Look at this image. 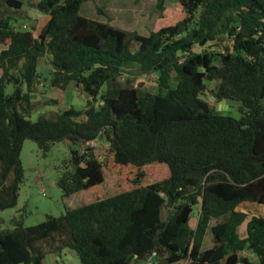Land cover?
I'll use <instances>...</instances> for the list:
<instances>
[{
    "label": "trees",
    "instance_id": "trees-1",
    "mask_svg": "<svg viewBox=\"0 0 264 264\" xmlns=\"http://www.w3.org/2000/svg\"><path fill=\"white\" fill-rule=\"evenodd\" d=\"M81 5L37 0L48 20L34 37L15 24L23 3L0 0V211L17 205L25 140L43 156L68 146L56 181L65 198L102 184L86 146L97 137L114 164L135 168V186L33 226L13 217L0 230V264H44L63 250L80 264H263L264 218L237 208L264 205V0H177L182 18L148 36L85 18ZM44 57L58 84L52 103L77 88L83 111L30 120ZM142 76H154L156 92L134 84ZM222 99L242 102L237 117L215 109ZM151 164L169 174L142 185Z\"/></svg>",
    "mask_w": 264,
    "mask_h": 264
},
{
    "label": "rangeland",
    "instance_id": "rangeland-1",
    "mask_svg": "<svg viewBox=\"0 0 264 264\" xmlns=\"http://www.w3.org/2000/svg\"><path fill=\"white\" fill-rule=\"evenodd\" d=\"M23 3L20 18L15 22L17 29L22 25H29L35 21L31 30L34 37L42 26L46 24L48 17L34 8L37 0H20ZM159 0H82L80 15L85 18L108 23L109 25L126 31L134 32L142 36H148L151 32L160 28L170 26L183 16L181 10L177 7V0H163L161 9L158 8ZM7 42H0V51L6 47ZM132 50H136L134 45ZM202 50L200 47H193V52L198 53ZM44 57L38 65L36 84L33 92L30 93L31 113L30 120L34 121L38 117H51L56 112L72 108L76 111L85 109L86 96L77 88H71L63 96L59 105H54L55 88L51 86L53 80L49 73L50 67ZM47 71V80L44 82V72ZM135 69L129 70V76L136 77ZM127 74H124V80ZM140 76V75H139ZM172 84L175 83V74L171 75ZM152 78L139 77L134 81L135 85L150 92H156V83ZM25 91V88H22ZM211 106L215 105L212 99H208ZM219 112L223 115L229 114L231 117H237L235 111L237 107L220 108ZM228 111V112H227ZM71 145L72 142L67 141ZM109 143L100 137L88 142L86 146L93 148L94 155L102 164L103 182L99 186L90 190L80 192L65 198L56 185L59 176V170L62 160L69 156V149L62 142H57L47 155L37 148L36 143L32 140H25L19 155L21 168L23 169V183L20 186L17 205L15 208L0 211V230L10 227V220L13 217L24 214V225L33 226L44 221L45 216L50 215L57 217L64 213L65 208L74 209L97 200L109 198L119 193L131 190L136 180V170L130 167H121L113 163V156L108 151ZM77 148V145L74 146ZM143 176L140 179L142 185H148L162 180L168 176V170L163 165L151 164L141 168ZM8 180V179H7ZM239 211L250 213L257 216H264V205L252 206L241 204ZM197 213H194L191 224L195 225ZM212 246L211 235L208 234L203 248ZM44 264H80L77 256L70 250H63L60 254H48L44 259Z\"/></svg>",
    "mask_w": 264,
    "mask_h": 264
},
{
    "label": "water",
    "instance_id": "water-1",
    "mask_svg": "<svg viewBox=\"0 0 264 264\" xmlns=\"http://www.w3.org/2000/svg\"><path fill=\"white\" fill-rule=\"evenodd\" d=\"M35 24V21H31L30 23H29V26L30 27H33V25ZM44 75H45V78L43 79L44 81H46L47 80V75H48V72L47 71H45L44 72ZM36 77H37V75H36ZM35 77V78H36ZM51 86H58V84L54 81V80H52L51 81ZM242 106V102L241 101H236V100H233V99H222L216 106H215V109L217 110V111H220L221 109V107L222 108H224V109H226V108H228V107H241ZM253 256V254H251V257ZM131 260V259H130ZM137 260L136 261H134L133 262V264H137ZM264 264V263H263Z\"/></svg>",
    "mask_w": 264,
    "mask_h": 264
},
{
    "label": "clouds",
    "instance_id": "clouds-1",
    "mask_svg": "<svg viewBox=\"0 0 264 264\" xmlns=\"http://www.w3.org/2000/svg\"><path fill=\"white\" fill-rule=\"evenodd\" d=\"M27 26L29 27V25H26V24H25V25H22L21 28H22L23 30H27ZM33 27H34V25H33ZM33 27H31V28H33ZM53 80H54V79H53ZM44 82H45V81H44Z\"/></svg>",
    "mask_w": 264,
    "mask_h": 264
},
{
    "label": "crops",
    "instance_id": "crops-1",
    "mask_svg": "<svg viewBox=\"0 0 264 264\" xmlns=\"http://www.w3.org/2000/svg\"><path fill=\"white\" fill-rule=\"evenodd\" d=\"M245 204H249V205H252V206H256L255 204L253 205V204H250V203H245ZM244 212V211H243ZM245 213V212H244ZM251 215H253V214H251ZM263 218H264V216H262Z\"/></svg>",
    "mask_w": 264,
    "mask_h": 264
}]
</instances>
